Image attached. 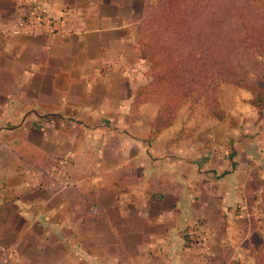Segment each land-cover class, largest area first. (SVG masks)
<instances>
[{
  "label": "crops",
  "instance_id": "obj_1",
  "mask_svg": "<svg viewBox=\"0 0 264 264\" xmlns=\"http://www.w3.org/2000/svg\"><path fill=\"white\" fill-rule=\"evenodd\" d=\"M39 1L65 33H14L19 0H0V264H205L199 237L210 264H264L252 93L152 137L158 105L135 99L153 0Z\"/></svg>",
  "mask_w": 264,
  "mask_h": 264
},
{
  "label": "trees",
  "instance_id": "obj_2",
  "mask_svg": "<svg viewBox=\"0 0 264 264\" xmlns=\"http://www.w3.org/2000/svg\"><path fill=\"white\" fill-rule=\"evenodd\" d=\"M138 26L139 45L158 70L135 99L158 105L152 137L176 120L190 97L201 96L210 109L216 78L249 90L264 121V0H157L145 6ZM215 112V119L228 117ZM253 238L261 243L260 232Z\"/></svg>",
  "mask_w": 264,
  "mask_h": 264
},
{
  "label": "built area",
  "instance_id": "obj_3",
  "mask_svg": "<svg viewBox=\"0 0 264 264\" xmlns=\"http://www.w3.org/2000/svg\"><path fill=\"white\" fill-rule=\"evenodd\" d=\"M18 3L20 13L13 28L14 33H20L28 29H45L52 33L66 32L56 24L58 22L57 19L49 14L48 9L42 6L39 0H19ZM69 12V9L65 10V14H69ZM64 20L65 18L62 19V21ZM66 165L67 159L63 158L58 161L56 168L61 171ZM195 239L202 248L205 264H210L213 253L210 246H208L206 239L204 237ZM18 264L25 263L19 261Z\"/></svg>",
  "mask_w": 264,
  "mask_h": 264
},
{
  "label": "rangeland",
  "instance_id": "obj_4",
  "mask_svg": "<svg viewBox=\"0 0 264 264\" xmlns=\"http://www.w3.org/2000/svg\"><path fill=\"white\" fill-rule=\"evenodd\" d=\"M156 1L157 0H153L151 3H154ZM138 32H139V29H138ZM140 50H141L142 55H144V57L146 58V51L144 50L142 46L140 47ZM148 52H149V49H148ZM146 63L150 64V69H148L147 75H149L152 79L153 73L154 72L156 73L158 70H154L153 72V70L151 69L152 62L148 60L147 58H146ZM216 81L219 84L217 94L213 95L215 97L216 103L210 106V109L205 105L201 96L197 97L196 100H192V97H190L187 100L186 104L181 106L178 114L179 113L182 114L186 112V114H188L190 119H194L195 122H198L201 120H205L207 118L216 117L217 114L215 113L218 112V111L215 112L216 110L224 111L223 106H227L228 104H230V102L232 103L235 90L241 87L232 82H228L223 79L216 78Z\"/></svg>",
  "mask_w": 264,
  "mask_h": 264
}]
</instances>
